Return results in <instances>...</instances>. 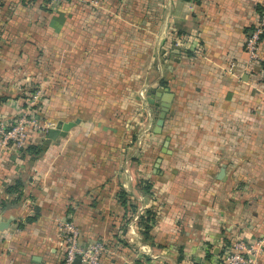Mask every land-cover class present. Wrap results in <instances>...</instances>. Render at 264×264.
<instances>
[{"label": "crops", "instance_id": "1", "mask_svg": "<svg viewBox=\"0 0 264 264\" xmlns=\"http://www.w3.org/2000/svg\"><path fill=\"white\" fill-rule=\"evenodd\" d=\"M263 7L0 0V121H14L32 83L41 123L79 120L39 154L25 152L42 147L39 130L20 150L0 138V217H12L0 264H62L63 219L83 244L106 239L99 264H226L237 238L260 237L264 67H246L245 40ZM160 87L173 97L157 133Z\"/></svg>", "mask_w": 264, "mask_h": 264}, {"label": "built area", "instance_id": "2", "mask_svg": "<svg viewBox=\"0 0 264 264\" xmlns=\"http://www.w3.org/2000/svg\"><path fill=\"white\" fill-rule=\"evenodd\" d=\"M63 0H49L51 6H57ZM97 3V1H95ZM264 10L261 12L258 22L246 36L245 50L247 53L246 67L252 69L257 66L264 67ZM25 105L19 110L14 121L9 124L0 121V138L4 145H12L20 150L26 147L31 137L30 129L39 130L44 135L53 123H41L36 117L38 111L42 110V103L45 99L44 88L41 85L36 91L27 93ZM146 102V97L143 95ZM55 126V125H54ZM152 125L149 124L139 131L138 144L143 146L144 139L152 132ZM58 233L65 245V256L62 264H99L102 258L109 251L106 239H97L89 244H83L81 231L73 219L58 221ZM264 247V233L253 240L237 238L231 245V250L225 256L226 264H254L256 255Z\"/></svg>", "mask_w": 264, "mask_h": 264}, {"label": "water", "instance_id": "3", "mask_svg": "<svg viewBox=\"0 0 264 264\" xmlns=\"http://www.w3.org/2000/svg\"><path fill=\"white\" fill-rule=\"evenodd\" d=\"M179 47L176 46V49H178ZM176 53H178L176 51ZM159 93H161L160 97L162 99V102L160 103V112L156 121V127H155V131L157 133H161L162 128L164 126V122H165V118H166V114L169 111L170 108V103L172 100V93L169 92L168 88H158V90H154L151 91L149 93V102L151 104H158L157 102V96H159ZM164 93H166L167 95H164ZM77 123H79V120L76 119L75 121H59L58 123H56L55 126L50 127L48 129V131L46 132V134L44 135V142L42 145L43 149H47L48 145H50V143H52L53 141H55L58 137H62L65 136L68 131L74 127ZM165 145H168V139L165 142ZM225 174V170L221 169L220 173H219V177L222 178ZM12 222V217L8 218V219H2L0 217V232L6 230L9 226L10 223ZM76 264H79V259H76L75 261Z\"/></svg>", "mask_w": 264, "mask_h": 264}, {"label": "trees", "instance_id": "4", "mask_svg": "<svg viewBox=\"0 0 264 264\" xmlns=\"http://www.w3.org/2000/svg\"><path fill=\"white\" fill-rule=\"evenodd\" d=\"M263 10H264V7L261 9V12H262ZM262 37L264 38V34H263ZM39 87H40L39 84L32 83L31 86H30L28 89H26V91H25V92H26L25 96L27 97V93H32V92L36 91ZM24 148H25V147H24ZM25 152H30V154H31L32 152L35 153V154H39V153L42 152L41 144H38V145H29V146H27V148L25 149ZM146 187H148V186H146ZM123 194H125V193L121 192V196H122ZM99 239H101V238H99ZM231 245H232V243H231Z\"/></svg>", "mask_w": 264, "mask_h": 264}, {"label": "rangeland", "instance_id": "5", "mask_svg": "<svg viewBox=\"0 0 264 264\" xmlns=\"http://www.w3.org/2000/svg\"><path fill=\"white\" fill-rule=\"evenodd\" d=\"M41 111H42V110H41ZM41 111H38V114H39V115H41V113H42Z\"/></svg>", "mask_w": 264, "mask_h": 264}]
</instances>
